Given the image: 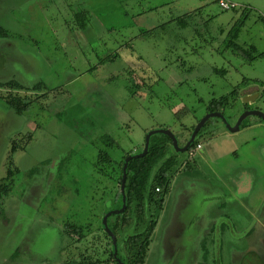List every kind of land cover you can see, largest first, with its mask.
Listing matches in <instances>:
<instances>
[{
    "label": "rangeland",
    "instance_id": "1",
    "mask_svg": "<svg viewBox=\"0 0 264 264\" xmlns=\"http://www.w3.org/2000/svg\"><path fill=\"white\" fill-rule=\"evenodd\" d=\"M237 1L238 9L223 10L216 0H0V85L20 82L32 102L16 113L5 100L16 90L0 86V180L12 172L0 264H63L83 249L100 264H121L104 262L93 245L118 204L99 152L120 169L152 130L171 129L183 144L223 99L226 120L208 119L203 148L171 145L180 161L144 264H259L253 250L264 260V120L250 114L247 127H229L247 111L264 112V0ZM80 9L89 11L85 31ZM193 10V26L182 28L175 18ZM231 41L255 46L256 58L246 60ZM249 81L259 91L243 95ZM251 151L259 158L249 160ZM179 202L182 236L166 230ZM68 224L86 226L90 242L76 249Z\"/></svg>",
    "mask_w": 264,
    "mask_h": 264
},
{
    "label": "trees",
    "instance_id": "2",
    "mask_svg": "<svg viewBox=\"0 0 264 264\" xmlns=\"http://www.w3.org/2000/svg\"><path fill=\"white\" fill-rule=\"evenodd\" d=\"M200 9H203V7H199V10ZM236 9L238 8L233 10ZM196 10L186 12L183 16L175 19H177L182 28H189L193 26L190 20H192L193 14ZM75 18L81 29L87 27L88 22L85 10L80 9L79 11H76ZM161 27L164 28L165 25H162ZM193 28L196 29V32H199L196 26ZM0 33L3 35L6 34L3 28H0ZM143 34L145 35L147 33L144 32ZM235 38H238V33L235 34ZM231 43H233L232 47L240 55L244 56L246 60L253 61L256 58L257 53L255 46H251L246 49L237 45L234 41H231L230 45ZM223 71L221 70V72ZM253 83L257 82L255 81ZM261 83H263L264 86V82ZM246 84L251 85V82L249 81ZM2 86H8L9 88L16 90L5 99L8 105L15 110L16 113H24L31 108L32 102L23 101V99L27 96L21 93V91H29V88L14 80L8 82L7 84H2ZM32 90L41 91V83L34 85ZM239 92L240 88H236L235 93ZM223 103H225L224 99L215 102L214 107L211 110L221 111L222 106H224ZM246 123L247 121H243L241 129L247 127ZM199 134L200 131L197 138L187 150L188 152H192L193 149L200 143ZM171 145L174 146L173 139L169 135L163 133L154 134L150 139L148 152L142 157H134L129 161L124 192L122 189V178L124 162L127 156L120 163L119 169V167H117V163L112 160V156L108 152H99V158L103 163V165L98 168L99 171L104 173L105 176H107L115 184H118L116 194L113 196L114 202H117L118 204L111 211L123 206L124 195L126 198L125 210L123 212H113L108 218V224L106 225L103 222V227L99 228V231H104L105 237L102 239L99 238V240L92 237L94 241L93 245L96 246L97 243H100L102 252L109 258L105 259L104 262H107L108 260H115L119 262V258L126 264L145 263L149 254L150 246L153 242L154 232L158 225V217L164 208L173 175L177 170L175 169V163L180 161L179 156L171 151ZM17 146L18 144L13 148L14 152L17 150ZM111 166H113V168L110 171L109 168ZM34 171L35 170L33 169L31 172L34 173ZM11 174L12 172L8 171V176L0 180V213L3 209H5V202L10 199L9 189L11 185L9 184ZM158 188L159 190H157ZM113 217L114 219H112ZM85 227L86 226L69 224L66 226V233H68V236L72 239L71 243L76 246V249L80 248L78 243L88 244L90 242L88 239L90 234H86L85 231L87 229ZM107 227L117 237L119 245L118 258H116L114 254L113 237L111 232L107 230ZM95 232H98V230ZM72 234H76L78 238H75ZM94 254V252L93 254H90L88 250L84 251L83 249L80 251V254H76V257L73 256V258L68 259V261L63 264H100L103 262V260L98 259V257ZM253 255L256 254L253 253ZM217 263L221 264L219 260ZM244 263L245 262L242 264ZM258 263L264 264V260L260 259L258 260Z\"/></svg>",
    "mask_w": 264,
    "mask_h": 264
},
{
    "label": "water",
    "instance_id": "3",
    "mask_svg": "<svg viewBox=\"0 0 264 264\" xmlns=\"http://www.w3.org/2000/svg\"><path fill=\"white\" fill-rule=\"evenodd\" d=\"M255 91H259V86H257V85H250L248 88H245L244 89V91L242 92V94L243 95L244 94H250V93L255 92ZM250 114H258L264 120V112H262V111H256V110L247 111V112H245L241 116L240 120L238 121V123L234 127H232L231 125H229L230 129L232 131H239L240 128H241L240 125L245 120V118L247 116H249ZM216 116L223 117L226 120L225 116L222 113H220V112H215V113H209V114H207L206 116H204L202 118V120L200 121V123L198 124V126L195 128L194 133H193L191 139L189 140V142H187V144L184 147H180L179 146L178 137L172 132L171 129H158V130H152V131L148 132L147 137H146V144H145L143 150L141 152H139V153H132V154L128 155L127 158L125 159L124 167H123V178H122V189H123V192H124V188H125L126 180H127L129 161L132 158H134V157H142V156H144L148 152L149 142H150L151 137L154 134H156V133H163V134L169 135L173 139V144H174V146L178 150H180L182 152L183 151H187L190 148L191 143L197 138L199 131L205 125V123L208 121V119H210L211 117H216ZM125 208H126V198H125V195H124V204H123V206L121 208H119V209H116V210L111 211L108 214H106L105 217H104V223L106 225L108 224V218H109V216L113 212H123L125 210ZM107 230L109 232H111V234H112L113 243H114V254H115L116 258H118V248H119V245H118L117 237L112 233V231L108 227H107ZM118 260H119V262L121 264H126L125 262H123L119 258H118Z\"/></svg>",
    "mask_w": 264,
    "mask_h": 264
},
{
    "label": "flooded vegetation",
    "instance_id": "4",
    "mask_svg": "<svg viewBox=\"0 0 264 264\" xmlns=\"http://www.w3.org/2000/svg\"><path fill=\"white\" fill-rule=\"evenodd\" d=\"M2 84H5V83H2ZM2 84L0 85L1 86V88H4V87H7V86H2ZM8 104V103H7ZM215 112H220V113H222L224 116H225V113H223V112H221V111H217V110H211V109H208V111H207V113L205 114V116L207 115V114H209V113H215ZM226 117V116H225ZM223 120H225L223 117H221ZM243 123V122H242ZM241 126V125H240ZM241 129V128H240ZM192 137V136H191ZM191 137L190 138H188V139H186V141H184V143L183 144H179V146L180 147H184L186 144H187V142H189V140L191 139ZM178 140H179V137H178ZM194 142V141H193ZM192 142V143H193ZM192 143H191V145H192ZM190 145V146H191ZM204 185V184H203ZM194 187H196V186H193V187H190V189H189V191L190 190H192ZM198 189V188H197ZM194 190H195V188H194ZM187 203H189V202H187ZM181 204H183V203H178L177 205H176V207H175V210L173 211V213L171 214L172 215V218H173V220H174V222H173V226H174V228H172V230H171V228L169 229V228H167L166 230H169V232H171L170 234H172V235H181L182 236V234L184 233V230H182V225L181 224H183V222L182 221H180L179 220V211H181ZM165 206V205H164ZM185 207H186V202H185V205H184ZM122 207V206H121ZM120 207V208H121ZM117 209H119V208H117ZM164 210H165V207L163 208ZM163 211V210H162ZM162 213V212H161ZM161 213H160V215H161ZM160 215H159V217H160ZM159 217H158V222H159ZM157 227H158V225H157ZM157 229V228H156ZM199 230H198V232H197V236L198 235H200L201 236V230H200V228H198ZM156 231V230H155ZM249 233V231L246 233V235ZM250 234V233H249ZM182 238H184V237H182ZM246 238V237H245ZM154 240V239H153ZM167 247V246H166ZM173 249V248H172ZM218 250V249H217ZM166 257L167 256H169V254L171 253V248L169 247V251L167 250L166 251ZM256 254L255 256L256 257H258L259 259H261V255L262 254H260V252H258V251H256V250H253V251H250L249 252V254ZM199 257V256H198ZM197 261H198V259H197ZM214 261H215V263L216 264H218L217 262H218V259L217 258H214ZM167 262V261H166ZM200 264H208V262H202V263H200ZM230 264H233V263H230Z\"/></svg>",
    "mask_w": 264,
    "mask_h": 264
},
{
    "label": "built area",
    "instance_id": "5",
    "mask_svg": "<svg viewBox=\"0 0 264 264\" xmlns=\"http://www.w3.org/2000/svg\"><path fill=\"white\" fill-rule=\"evenodd\" d=\"M216 1L223 10H233L235 8L240 7V3L237 0H216ZM200 147H202V144H199L197 148ZM197 148L195 149V151L197 150ZM192 153H194V151ZM157 190H159V188Z\"/></svg>",
    "mask_w": 264,
    "mask_h": 264
},
{
    "label": "crops",
    "instance_id": "6",
    "mask_svg": "<svg viewBox=\"0 0 264 264\" xmlns=\"http://www.w3.org/2000/svg\"><path fill=\"white\" fill-rule=\"evenodd\" d=\"M86 12H89V11L86 10ZM79 28H80V27H79ZM84 29H85V28H84ZM84 29H83V30H84ZM85 30H87V29H85ZM85 30H84V31H85ZM77 78H78V77H77ZM77 78H76V79H77ZM74 79H75V77H73L71 80H74ZM251 84H254V83H251ZM236 134H237V133H236ZM200 143H201V142H200ZM239 143L241 144V142H239ZM244 144H246V143H244ZM241 145H242V144H241ZM202 148H203V147H202ZM239 149H240V148H239ZM248 154H249V155H248ZM246 155L248 156L249 160H250V159H254L255 156H258L256 151H255V152L251 151V152L247 153ZM257 158H259V156H258ZM260 177H261V176H260ZM188 191H189V190L186 189L185 192H188ZM168 196H169V194L167 195V198H166V202H165V204L168 203ZM208 205H210V202L204 207V210H207L208 208H210ZM201 207H203V204H201L200 208H201ZM204 213H205V212H204Z\"/></svg>",
    "mask_w": 264,
    "mask_h": 264
}]
</instances>
